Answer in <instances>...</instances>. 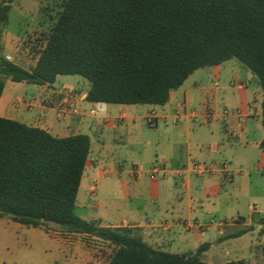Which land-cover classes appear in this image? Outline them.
I'll list each match as a JSON object with an SVG mask.
<instances>
[{"label":"trees","instance_id":"16d2710c","mask_svg":"<svg viewBox=\"0 0 264 264\" xmlns=\"http://www.w3.org/2000/svg\"><path fill=\"white\" fill-rule=\"evenodd\" d=\"M15 1H0V99L7 80L42 86L80 76L91 103L164 106L197 70L235 58L259 80L264 128V0H66L31 69L3 54ZM90 153L87 135L58 138L0 118V219L94 236L113 246L109 264H206L204 246L193 255L159 251L134 229L79 217Z\"/></svg>","mask_w":264,"mask_h":264},{"label":"crops","instance_id":"0c3cea01","mask_svg":"<svg viewBox=\"0 0 264 264\" xmlns=\"http://www.w3.org/2000/svg\"><path fill=\"white\" fill-rule=\"evenodd\" d=\"M2 46L3 54L9 56L10 53L4 51L3 39ZM234 60L197 70L181 88L170 93V99L164 106L116 104L109 107L107 104L91 103L87 100L90 83L85 79L78 80L73 90L81 95L77 99L80 111L88 114L94 109L97 112L95 116H86L84 121L76 116L69 119L59 116L56 105L63 100L64 90H71V83L63 82L61 76L54 84H28L29 87L23 89L8 87L7 80L0 99V118L42 129L58 138L78 134L90 137L91 153L76 203V208L81 210L80 215L76 214L82 219L100 221L101 227L106 228L130 226L145 243L159 251L193 255L204 246L201 260L206 264H261L264 259V210L254 204L246 217L240 212L241 203L229 200L234 195L241 196L264 185V168L262 176H258L254 183L248 181L246 174L251 177V173L259 171V166L252 163L248 151L242 159L234 157V161L215 160L213 157V152H218L225 139L242 143L244 138L250 137L251 128L256 125L253 122L260 120L262 125L263 92L259 80ZM37 61L38 58L32 67ZM190 80H193L191 90L185 87ZM234 83L244 86L237 87ZM198 91L203 94L200 111H205L203 105L206 104L213 117L208 122L207 132L198 130L193 135L192 119L188 113L195 110L190 108L191 95ZM236 91L244 92V95ZM224 109L239 112L240 117H226L222 113ZM151 114L159 118L155 125H149L151 128L158 129L163 125V129L159 128L160 137L155 140L140 128V121ZM111 120L114 123L110 126ZM170 122L172 125H169ZM220 123L229 132L222 134L219 142L216 129ZM107 130L119 132L121 140L118 142L133 147L136 153L131 158L136 159L134 162L124 164L122 161L108 162L97 158L92 148L93 137L100 142L101 151L107 147L104 136ZM263 139L264 134L251 145L246 142L249 144L246 150H262L260 144ZM150 147L155 149V159L148 157ZM260 157L264 160L263 150ZM192 160L207 164L226 162L232 177L227 179L218 171L210 176L187 174L183 180L168 177L152 181L147 175L134 178L131 174L133 166L148 170L157 162L177 167L188 165ZM224 190L228 194L226 199L222 195ZM118 194L128 202L127 218L94 217L90 203L92 198L98 196L101 200H114ZM94 206L100 207L101 203L95 202ZM237 219H241L240 222L220 225L221 222ZM198 225L207 227L200 230ZM27 228L33 230L32 234L44 231L55 239L60 248H70L74 264L110 263L113 246L94 236L68 232L64 237H55L47 228ZM246 228L254 230L237 236ZM255 234L258 236L254 237ZM91 239H96L101 249L91 248Z\"/></svg>","mask_w":264,"mask_h":264},{"label":"rangeland","instance_id":"374dc122","mask_svg":"<svg viewBox=\"0 0 264 264\" xmlns=\"http://www.w3.org/2000/svg\"><path fill=\"white\" fill-rule=\"evenodd\" d=\"M1 1V0H0ZM66 0H16L13 3V8L9 13V22L6 25L4 33V51L8 52L13 61L21 64L27 69H31L39 57V51L44 45L46 34L51 30L56 23ZM17 48H20L18 51ZM17 55L14 58L13 55ZM6 57V55H4ZM234 61H237L235 59ZM242 66V64H240ZM243 69L248 72L249 70L242 66ZM250 73V72H248ZM63 82L71 83V90L75 88L77 81L83 79L80 76H61ZM194 79V78H193ZM203 79V78H200ZM255 79H257L255 77ZM258 80V79H257ZM192 81L186 84V88L191 90ZM8 87H15L23 89V87H29L25 83H15L8 80ZM32 87V86H31ZM240 95H244V92H235ZM232 95V94H228ZM203 100V94L201 92H193L191 95L190 108L200 111ZM109 107H115L116 104H107ZM113 121H109V125H113ZM251 128V135L248 139H243L242 143H236L233 140H227L221 142L218 148V152H213L215 160L227 159L234 161V157L242 159V156L248 151L252 163L259 166V171L251 173V177L246 174L248 181L256 183L258 176H262L264 168V160L260 157L262 150L248 148V145L252 144L256 139L264 134V128L261 125V121L253 122ZM169 125H172L171 122ZM210 123H205L202 119L198 121L192 120L191 133L201 130L207 132ZM140 128L147 132L153 140L160 137L159 128L163 129V125L157 128H151L145 120L140 121ZM224 124H219L216 129L217 139L221 138V135H227L229 132L226 130ZM105 144L106 148L101 150L100 142L96 141L93 137L92 148L100 160H107L108 162L122 161L124 164H130L134 162L131 158L135 155L133 147L127 143H119L121 140L119 132L105 131ZM221 139H219L220 142ZM195 142V140H193ZM246 142H249L246 143ZM154 147H150L148 151L150 155L148 157L155 159ZM104 158V159H102ZM161 160V157H159ZM106 161V162H107ZM136 162V161H135ZM229 189V188H228ZM223 198H227L225 190L222 192ZM234 202H240V212L243 216H248L250 206L258 204L260 209L264 210V185H261L257 190L250 191L244 195H234L232 200ZM95 202L101 203L100 207H96ZM93 207L94 217H103L109 219L112 216L116 218H127L126 206L128 202L124 201L118 194L114 200H101L100 197H95L90 200ZM78 215L81 214L80 208L75 209ZM47 230L55 237H64L68 232L60 225L48 224ZM33 230L13 222L9 218L0 219V264H74V255L70 248H60L55 239L46 234L44 231H37L36 234H32ZM258 235L255 234L254 237ZM91 248L101 249V244L96 239L89 240ZM106 256V255H104ZM261 264H264V259Z\"/></svg>","mask_w":264,"mask_h":264},{"label":"built area","instance_id":"2783aa9c","mask_svg":"<svg viewBox=\"0 0 264 264\" xmlns=\"http://www.w3.org/2000/svg\"><path fill=\"white\" fill-rule=\"evenodd\" d=\"M7 60L13 62V59L11 56H6ZM215 85L218 86V83ZM237 87H243L244 84L242 83H234ZM80 94L77 93L75 90H64L63 92V100L59 103H57L56 108L58 110V114L61 118H67L76 116L79 118L80 121H84L86 116H95L96 110H90L88 114L82 113L79 109V106L77 104V99L80 98ZM81 99H86L85 97ZM203 108H205V111H198L193 110L188 113L190 118L194 121H198V119H202L205 123H208L211 118L213 117L212 113H210L208 106L206 104L203 105ZM223 115L226 117H232L237 116L240 117L239 112H232L228 109L223 110ZM158 117L155 114H151L148 117L145 118L146 122L149 125H155L156 120L158 121ZM222 172L224 176L227 179H231L232 172L228 170L227 163L221 162L220 164L215 163H202L196 160L190 161L188 165H179L177 167H174L170 163L166 162H157L153 164L148 170L140 167V166H133L131 169V174L134 178H140L144 175H147L148 178L152 181H158L161 179H165L168 177H174L179 180H183L187 174H193L195 176H210L216 172ZM107 173V171H106ZM241 219L233 220V221H224L221 222L220 225L226 226L228 224L240 222ZM163 226H167L166 224H163ZM207 225H198V228L200 230L206 228ZM130 228V226H129Z\"/></svg>","mask_w":264,"mask_h":264}]
</instances>
